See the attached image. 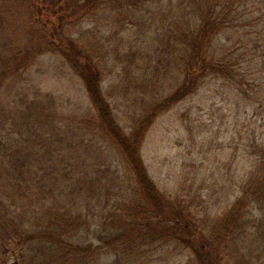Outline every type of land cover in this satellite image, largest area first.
Instances as JSON below:
<instances>
[{"label":"rangeland","instance_id":"1","mask_svg":"<svg viewBox=\"0 0 264 264\" xmlns=\"http://www.w3.org/2000/svg\"><path fill=\"white\" fill-rule=\"evenodd\" d=\"M181 1L125 0L124 7L78 9L72 1L55 8L53 0H0L3 202L32 230L95 248L94 255L78 252L70 264H116L113 238L133 222L130 209L146 203L126 156L100 126L87 82L56 49V27L98 64L113 115L130 133L157 104L165 109L164 99L183 81L167 54L166 38L176 20L187 24L200 7ZM240 6L241 26L229 24L217 42L231 46L247 32L248 17L258 20L253 27L262 50L256 55L253 43L246 47L251 53L242 63V82L209 76L195 92L153 112L145 128L140 154L168 201L171 221L160 223L170 226L171 239L130 251L134 264H194L198 255L185 241L192 230L203 233L204 247L225 251L222 264H264V247L258 245L264 204L254 197L238 204L264 145V0H241ZM27 45L34 55L14 71L15 54ZM246 86L250 94L244 96L240 90ZM238 206L252 223L245 241L229 250L222 242L213 244L208 240L213 231ZM187 222L191 228L183 227ZM17 252L12 243L2 246L1 264H31Z\"/></svg>","mask_w":264,"mask_h":264},{"label":"trees","instance_id":"2","mask_svg":"<svg viewBox=\"0 0 264 264\" xmlns=\"http://www.w3.org/2000/svg\"><path fill=\"white\" fill-rule=\"evenodd\" d=\"M53 1H55L53 2L55 8L58 5L64 8L68 4L69 7L72 1V4H75L78 9H86L103 7L104 5L124 7L123 2L125 0H82L85 2L84 4L80 0ZM189 1L194 6L198 5L200 11L195 9L194 12L198 14H195L193 20L186 19L187 24H184L183 20H176L174 23L175 29L172 28L166 38L167 54L171 61L173 57V67L179 69L184 76L183 81L164 99L165 109L195 92L209 76L222 77L233 81L235 84L239 80L241 83L240 79L245 76L242 63L247 61V54L251 53L246 47L248 44L253 43L251 45L252 53L256 55L262 50L259 43V33L253 27L256 24L258 25L259 22L257 19L253 20L250 17H248L249 20L246 19L245 24L243 23L247 32L245 31L244 35L240 34L235 43L227 46L225 42H220L221 40L217 42L219 38L222 39L221 36L226 33L225 29L229 24L236 25L238 22V25L241 26L244 19V15L239 11L241 0ZM186 3L185 0L181 1V5ZM56 33L58 35V42L54 44L56 49L78 68V71L87 82L90 97L98 108L100 126L112 136L126 156L139 184L142 199L146 203V208L137 206V203L133 209H130L129 216L134 217L133 222L131 225L125 226V230L113 238V245L117 249L116 264H134L137 260L129 258L131 256L130 251H134L135 248L139 251L141 245H148L159 240L168 242L171 239L170 226L165 227L160 223L162 221L164 223L166 220L171 221V217L166 216L168 201L163 198L156 184L150 178L139 149L145 128L153 120V112L156 114L161 110H165L164 105L157 104L153 108L154 110L152 109L150 113L146 114L139 125L133 128L132 132H125L115 119L113 108L103 92L102 74L98 64L94 60L92 62L91 58L88 57V53H86V49L80 46L77 40L65 34L61 27H56ZM20 50H23V48L18 51ZM31 55H34V50H30L28 45L27 48H24V53L15 54L13 70L16 71L19 63L24 58L28 59ZM240 86H243V84ZM236 87L238 86L236 85ZM240 92L244 96L250 94L247 86L241 89ZM259 151L261 153L258 159L260 164L254 170L251 181L248 180L247 185L243 186L244 195L238 200V204L243 206L245 200L251 197H254L258 204H264V145L261 146ZM2 193V188H0V248L9 243L14 244L17 256L18 250L21 259L27 260L30 257L31 264H70L69 259L74 258L80 251L95 254V248H83L62 236L54 233H48V235L24 225L23 222L18 220V214L10 206L4 204ZM243 214L241 207L234 208L222 220L217 227L218 229L213 231V239L208 240L212 241L213 244L222 242L223 248L227 250L235 244H240L239 241H245L243 238L248 236V227L252 223L249 217L244 220ZM161 215H163V218H161ZM261 219H264V214ZM178 220L176 219L177 224L180 222ZM190 224L187 222L183 227L191 228ZM255 227L256 224L252 228ZM190 237V239L185 238V241L189 243V246H192L198 255L194 264H222L221 260L225 252H221L222 248L219 250L214 247V251L212 248L209 249L207 240L205 242L208 243V246L204 247L203 233L200 231L194 232L192 230ZM258 242V245L264 247V237ZM33 245H35V248ZM4 260H6L5 256L0 253V264ZM72 264H78V262H72Z\"/></svg>","mask_w":264,"mask_h":264}]
</instances>
